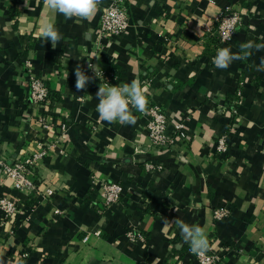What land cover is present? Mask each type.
Instances as JSON below:
<instances>
[{
	"label": "crops",
	"instance_id": "obj_1",
	"mask_svg": "<svg viewBox=\"0 0 264 264\" xmlns=\"http://www.w3.org/2000/svg\"><path fill=\"white\" fill-rule=\"evenodd\" d=\"M110 1L102 0L91 20L77 22L47 11L43 0H27V7L25 0H0V155L14 160L36 152L39 143L58 144L38 167L42 182L55 191L51 202L0 183V196L18 197L30 217L20 228L2 223L0 211V259L195 264L179 229L165 226L164 218L179 217L206 231L210 247L223 254L221 264H264V71L255 67L264 50L226 70L212 62L219 48L237 53L242 43H264V0H129L128 30L99 43L98 22ZM227 8L244 23L233 43L222 45L218 18ZM46 22L62 36L56 48L41 37ZM89 63L103 74L117 71L121 84L150 80L145 95L164 109L168 132L183 123L187 138L157 151L146 119L134 110V125L100 121L96 92L104 81ZM77 66L93 77L81 91L75 88ZM30 75L50 88L49 130L30 104ZM241 86L233 115L229 105ZM222 134L230 138L228 153L217 150ZM147 162L165 169L148 173ZM94 178L128 193L107 206ZM225 203L232 216L218 223L214 211ZM131 224L145 233L146 244L128 243Z\"/></svg>",
	"mask_w": 264,
	"mask_h": 264
},
{
	"label": "built area",
	"instance_id": "obj_2",
	"mask_svg": "<svg viewBox=\"0 0 264 264\" xmlns=\"http://www.w3.org/2000/svg\"><path fill=\"white\" fill-rule=\"evenodd\" d=\"M129 0H111L110 3L102 11L98 22L96 36L99 43H103L113 38L121 37L131 25V15L129 9ZM244 19L239 13H234L230 8H227L218 18L217 41L222 45L233 43L236 33L239 28L243 27ZM231 32V39L225 40L224 34ZM27 67V65H26ZM104 83L112 85L121 84L119 73L115 70L107 74L101 75ZM151 85V81L145 78L142 86L147 89ZM50 88L41 79L30 75L28 82V96L30 104L33 108L40 110L38 121L45 130H49L52 126L47 120L46 106L50 99ZM238 100L236 105L239 106L242 102L243 89L242 86L236 93ZM147 99V97H146ZM147 106L144 112H139L133 109L136 113L146 119L147 128L151 145L157 151L163 148H174L178 145L179 139H186L185 125L178 123L175 125V132H168V117L164 109L158 104H154L147 99ZM238 109H231V114H237ZM67 125H62V131L65 133ZM229 135L222 134L217 141V150L221 153H228L230 150ZM58 149L57 143L45 144L39 143V149L26 157H18L14 160H9L0 155V173L2 185H8L11 191L26 192L33 198H37L42 202H51L55 191L51 186L42 182L38 172L39 164L52 151ZM145 171L148 173L161 172L165 169L163 164L147 162ZM93 187H99L100 195L107 206L119 202L128 192L118 183H101L94 178L92 181ZM130 192V191H129ZM126 193V194H125ZM0 211L3 213L2 223H12L23 228L25 222L30 219L21 212V200L12 194L0 196ZM232 208L228 204H224L214 211V219L216 222H223L232 216ZM56 214H61V211H56ZM20 217H24L20 219ZM126 239L129 244H146L147 239L145 233L136 225L131 224L125 232ZM227 252L229 249H225ZM29 255V252L26 256ZM223 254L213 250L206 254V257H197L194 255L195 264H221Z\"/></svg>",
	"mask_w": 264,
	"mask_h": 264
},
{
	"label": "clouds",
	"instance_id": "obj_3",
	"mask_svg": "<svg viewBox=\"0 0 264 264\" xmlns=\"http://www.w3.org/2000/svg\"><path fill=\"white\" fill-rule=\"evenodd\" d=\"M102 0H43L44 7L51 13L63 15L66 20L74 19L79 22L81 20H91L98 10ZM27 7V0H25ZM41 37L44 41H50L51 46L56 48L62 39L59 30L54 24L46 22L41 28ZM225 40L231 39V32L224 34ZM264 50V43H255L248 41L240 45L237 53L232 52L228 47L219 48L212 59L217 69L226 70L234 61L247 59L252 51ZM89 69L94 72L96 78L103 75L99 65L89 63ZM257 71H264V57L261 58L259 65H256ZM75 88L77 91L84 90L89 81L93 79L85 74L80 66L75 69ZM146 89L138 80H132L129 83L112 85L110 83H100L96 92V112L98 118L102 122L109 124L119 123L120 125H134L136 116L133 109L144 112L147 106L145 95ZM165 226H175L179 229L180 235L185 243L189 245L191 253L197 257H206L210 251L209 240L206 231L197 225H190L179 217L168 220L164 218ZM0 264H4L0 259Z\"/></svg>",
	"mask_w": 264,
	"mask_h": 264
},
{
	"label": "trees",
	"instance_id": "obj_4",
	"mask_svg": "<svg viewBox=\"0 0 264 264\" xmlns=\"http://www.w3.org/2000/svg\"><path fill=\"white\" fill-rule=\"evenodd\" d=\"M51 93V92H50ZM234 101L229 105L230 109L237 108L236 102L238 100V97L236 95V98L234 97Z\"/></svg>",
	"mask_w": 264,
	"mask_h": 264
}]
</instances>
